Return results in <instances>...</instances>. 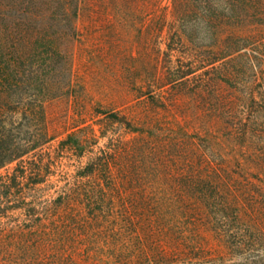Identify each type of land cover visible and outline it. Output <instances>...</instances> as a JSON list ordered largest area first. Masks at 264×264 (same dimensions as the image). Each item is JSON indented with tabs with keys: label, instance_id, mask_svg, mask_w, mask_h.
Returning a JSON list of instances; mask_svg holds the SVG:
<instances>
[{
	"label": "rangeland",
	"instance_id": "1",
	"mask_svg": "<svg viewBox=\"0 0 264 264\" xmlns=\"http://www.w3.org/2000/svg\"><path fill=\"white\" fill-rule=\"evenodd\" d=\"M73 23L75 37L64 40L70 48L69 92L51 100L47 112L53 128L75 130L88 142L85 148L63 152L54 141L45 150L51 155L46 159L50 171L41 183L26 187L28 172L19 191L7 194L0 186V264L244 263L219 241L210 216L183 217L174 201L170 205L176 208H161L162 220L147 218L153 209L145 218L138 216L139 196L180 187L170 180L183 166L180 151L174 162L169 157L176 149L159 161L161 144L169 139L184 148L194 138L211 162H221L264 191V161L252 162L264 142L229 139L223 131L229 124L222 116L230 107L250 109L244 105L245 91L235 83L199 87L202 73L213 72L198 61L212 55L216 42L207 12L194 0H80ZM245 26L264 35V26L257 22L246 21ZM185 70L193 71L187 79L179 77ZM114 113L151 136L154 146L137 149V133L109 121ZM99 122H105V135ZM106 145L118 153L113 159L115 186L106 196L113 198L110 209L90 220L84 206L51 208L88 156ZM82 150L84 155L78 156ZM192 157L201 164L199 157ZM15 165L0 167V178ZM253 214L254 223L264 230L263 201ZM182 240L200 244L201 257L191 260Z\"/></svg>",
	"mask_w": 264,
	"mask_h": 264
},
{
	"label": "trees",
	"instance_id": "2",
	"mask_svg": "<svg viewBox=\"0 0 264 264\" xmlns=\"http://www.w3.org/2000/svg\"><path fill=\"white\" fill-rule=\"evenodd\" d=\"M194 1L207 12L216 28L212 55L198 59L213 72L202 73L199 87L208 88L215 82L235 83L236 88H243L244 105L250 109L245 112L230 107L222 116L229 124L223 131L229 139L264 142V35L245 26L246 21L264 26V0ZM79 3L80 0H0V167L16 163L11 174L0 178L4 193L23 188L28 172L31 180L26 187L43 181L41 177L50 171L46 159L51 157L45 150L54 141L63 152L85 148L88 142L86 135H77L75 130L53 128L47 112L51 100L69 92L70 48L64 40L75 37L73 18L78 14ZM43 17L45 22L40 21ZM192 72L185 70L179 77L187 79ZM110 117L109 121L137 133L133 140L137 149L154 146L153 138L139 128H131L125 116L114 113ZM98 124L100 134L105 135V122ZM186 142V148L174 139L163 142L159 156V161L164 162L162 158L176 149L169 157L174 162L180 151L183 166L170 180L181 188L139 196L138 208L142 212L138 216L145 218L153 209L147 218L162 220L165 213L161 208H176L170 205L174 201L183 217L195 220L210 216L217 225V238L244 259L242 264H264V230L253 221L258 202H264V191L254 188L251 179L238 177L226 165L224 168L221 162H211L194 138ZM112 146L106 145L88 156L74 173L73 181L54 198L51 208L87 207L90 220L99 219V213L110 209L113 198L106 196L115 186L113 159L118 155ZM259 153L254 154L252 162L262 165L264 144ZM77 155L83 156V150ZM195 155L201 164L196 165L192 157ZM26 160L31 161L25 164ZM182 245L191 260L201 257L200 244L182 240Z\"/></svg>",
	"mask_w": 264,
	"mask_h": 264
}]
</instances>
